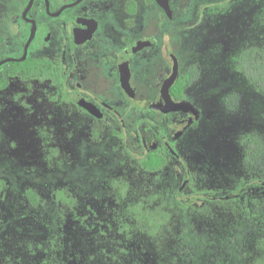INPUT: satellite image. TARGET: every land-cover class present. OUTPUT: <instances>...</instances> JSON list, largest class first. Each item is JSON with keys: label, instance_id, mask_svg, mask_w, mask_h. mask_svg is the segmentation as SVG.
<instances>
[{"label": "rangeland", "instance_id": "rangeland-1", "mask_svg": "<svg viewBox=\"0 0 264 264\" xmlns=\"http://www.w3.org/2000/svg\"><path fill=\"white\" fill-rule=\"evenodd\" d=\"M181 1L187 9L177 34L188 44L183 71L191 73L186 97L200 112L174 145L186 174L172 160L145 171L135 138L83 114L61 84L9 79L0 90V264H45L59 251L64 264H85L92 257L86 246L123 245L127 205L139 200L164 203L175 234L152 264H186L195 248L204 261L192 264H236L234 243L239 263H251L264 239V201L250 207L248 220L237 203L184 211L173 192L186 179L190 196H225L252 178L239 141L250 133L264 139V93L236 71L235 60L246 47L264 50V0ZM122 182L128 189L121 196L113 188ZM126 251L128 259L143 258L137 247Z\"/></svg>", "mask_w": 264, "mask_h": 264}, {"label": "flooded vegetation", "instance_id": "flooded-vegetation-1", "mask_svg": "<svg viewBox=\"0 0 264 264\" xmlns=\"http://www.w3.org/2000/svg\"><path fill=\"white\" fill-rule=\"evenodd\" d=\"M30 1L0 0V61L21 58L32 37L23 61L52 66L43 68L42 78L27 80L61 84L83 114L105 125H120L125 135L135 138L141 163L162 158L167 165L172 160L183 167L184 176L185 163L174 145L196 124L200 112L195 119L183 108L164 109L168 104L192 106L186 97L191 73L183 71L189 47L177 34L186 5L181 0H32L24 17ZM176 64L177 77L164 95ZM12 78L7 76V84ZM187 184L184 179L179 198L190 196L184 192Z\"/></svg>", "mask_w": 264, "mask_h": 264}, {"label": "trees", "instance_id": "trees-1", "mask_svg": "<svg viewBox=\"0 0 264 264\" xmlns=\"http://www.w3.org/2000/svg\"><path fill=\"white\" fill-rule=\"evenodd\" d=\"M261 24L264 25V11L261 16ZM51 66V63L32 59L8 63L1 69L7 72V74L0 73V90L6 87L7 76L23 80L29 78L40 79L45 74L43 68ZM235 69L256 92L264 93V50L257 47L244 48L236 57ZM47 72L48 76H50V71L47 70ZM232 97L234 96L228 97L227 101L231 100ZM239 144L243 152L244 166L247 172L252 174V178L244 182V184L237 186L230 194L225 196L196 193L186 198H179V186L173 192V200L180 205L181 209L188 211L191 209H201L212 204L237 203L248 210L246 213L249 220L250 207L264 201V139L256 133H250L243 135L240 138ZM165 165L166 162L162 158H151L142 163L143 169L148 172H157ZM113 189L117 192V195L122 196L128 189V184L122 182L121 184H116ZM29 198L31 202L36 203L37 196L35 193L29 192ZM188 200L200 202V205L196 206L190 202L187 204ZM126 211L128 221L126 225L130 227L128 234L122 235V239L124 240L123 245L112 243V240H109L102 241L103 247L101 249H93L91 246H89L90 248L86 246V251L92 257L87 258L85 264H152L151 260L164 257L167 254V247L170 245L171 239L174 238L175 234L172 230L171 217L166 210L165 204H153L150 200H139L129 203ZM186 232L187 237L194 239L190 230ZM133 244L139 249L140 254L143 255L142 259H128L125 255L128 254L126 249L135 250V247L132 246ZM119 245L124 247H118ZM234 246L237 253L233 259L237 257L236 264H240L238 254L239 244L234 243ZM58 254L57 257H54L53 254L50 255L49 261H46L45 264H64L62 261V251H59ZM94 254L99 259L95 260ZM202 254L203 252L200 249L195 248L194 254L189 257L186 264H192V260L199 256H201L203 262L204 256ZM231 261L232 259L225 264H230ZM250 264H264V239L260 238L257 240L255 254Z\"/></svg>", "mask_w": 264, "mask_h": 264}, {"label": "water", "instance_id": "water-1", "mask_svg": "<svg viewBox=\"0 0 264 264\" xmlns=\"http://www.w3.org/2000/svg\"><path fill=\"white\" fill-rule=\"evenodd\" d=\"M81 1V0H78V2ZM31 4H32V0L29 2L27 8L25 9L24 13H23V16L25 17L27 11L29 10V8L31 7ZM62 10H60L57 14H59ZM31 39L32 37H30L27 42L25 43V46H24V52H23V55L21 58H6V59H3L0 61V66H2L3 64H6V63H10V62H21L23 61L25 58H26V53H27V49H28V46L31 42ZM177 64L175 65V68L173 69V73L171 75V77L167 80L164 88H163V94H167V91H168V88L173 84L175 78L177 77ZM80 105L85 108L86 110H88L89 112H92L91 109H89V107L87 106V104L85 103H80ZM180 109V108H183L184 110L190 112L192 115H193V118H197L198 117V111L197 109H195L193 106L191 105H182V104H168V106H166V108L164 109L165 112L169 111V110H175V109Z\"/></svg>", "mask_w": 264, "mask_h": 264}]
</instances>
